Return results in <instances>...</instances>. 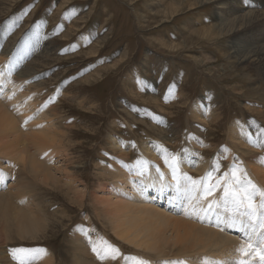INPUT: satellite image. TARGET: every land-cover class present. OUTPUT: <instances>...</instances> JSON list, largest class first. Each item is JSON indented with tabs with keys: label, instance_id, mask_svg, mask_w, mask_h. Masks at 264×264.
I'll return each instance as SVG.
<instances>
[{
	"label": "rangeland",
	"instance_id": "obj_1",
	"mask_svg": "<svg viewBox=\"0 0 264 264\" xmlns=\"http://www.w3.org/2000/svg\"><path fill=\"white\" fill-rule=\"evenodd\" d=\"M165 1L0 0V65L13 82H21L22 89L27 86L34 96L40 94L44 100L39 112L55 110L52 120L61 122L56 126L62 132L67 131L58 146L62 153L53 152L54 158L63 157L65 152L63 160H69L68 165L58 162L57 166L67 165L64 167L69 172L74 169L72 174L80 188H87V195L99 183L109 181L101 176L107 167H128L143 157V146L148 142L155 157L176 158L188 152L206 159L209 163L203 173L195 170L189 175L200 182L201 193L206 183L212 188L218 182V189L231 184L224 178L229 165L235 170L234 165H241L238 161L244 163L243 159L248 164L259 161L264 165L262 63L256 65L245 56L232 57L228 46L230 40L240 39L239 49L254 44L248 48L251 52L257 43L264 42L263 18L259 21L262 26L253 21L258 15L264 17L261 0H180L173 6L178 11L175 14L164 10ZM230 19L236 21L238 30L216 33L221 23ZM203 29H210L204 40L195 35ZM14 53L21 68L13 65ZM28 66L34 69L32 75L19 80L20 69L28 70ZM195 103L200 105L198 118L192 111ZM233 124L244 129L242 134H234L238 138L234 141L229 140ZM111 137L119 140L122 154L109 141ZM231 160L233 163H229ZM1 164L0 174L6 175L7 184L12 181L10 195L2 191L9 205L32 217L34 206L27 210L25 204L36 202L40 211L36 216L45 218L50 226L36 239L20 237L11 216L0 215V264H18L12 256L16 249H27L18 256L50 250L52 264H74L69 238L76 226H83L86 245L90 246L93 236L87 225L104 233L114 252L133 256V250L119 251L125 244L113 237L88 196L79 202L63 182L48 186L20 162L2 160ZM62 176L59 178L64 181ZM259 199L257 196L258 203ZM260 233L264 232L259 228L257 237L261 239ZM89 253L98 264H104L91 248ZM36 259H31V264H39Z\"/></svg>",
	"mask_w": 264,
	"mask_h": 264
},
{
	"label": "bare ground",
	"instance_id": "obj_2",
	"mask_svg": "<svg viewBox=\"0 0 264 264\" xmlns=\"http://www.w3.org/2000/svg\"><path fill=\"white\" fill-rule=\"evenodd\" d=\"M179 1L180 0H171L170 2L165 1L164 5H166V7H164V10L171 12L170 14L177 13V9L173 8V6L175 4L178 5L177 2ZM196 1L199 2L202 0ZM216 3L214 5H216ZM256 3L257 2H255V4ZM261 3L264 6V0H261ZM194 4L195 7L198 5L196 2ZM260 6L262 7V5ZM258 14L259 13H257V15ZM242 18L244 17L242 16ZM262 18L264 20L263 16L261 17L258 15L255 17L256 21H253L258 22L257 24H259V21H261ZM240 21H242L241 18ZM235 22L236 21L233 19H230L229 21L226 20V22L223 21L221 23V28H218L216 33L220 34L225 33V31L228 32L237 29L238 24L236 26ZM239 25L241 24L239 23ZM253 25L254 24H251V26ZM248 30L247 32L245 31L246 35H248ZM208 31H210V29H203L197 31V34L195 35H199V37H201L200 39L204 40L205 38H208ZM241 43L240 39L238 41L230 40L228 46H230L232 51V57L236 56L242 58L245 56L244 58L248 57L257 62L256 65L262 63L260 66L264 71V42L261 45H257V43L256 46L252 47L251 52H248V48L254 44L249 45L247 43L248 45H245V48L239 49ZM246 51L249 54H245ZM46 52L48 51L46 50ZM13 56L15 58V63L13 65H15L16 68H21L22 64L18 57L15 56V53ZM245 61L247 62V60ZM31 70L34 69L30 66H28V70L25 68L22 70L20 69V73L17 76L18 79L20 80L28 77L31 74ZM27 80L25 82H27ZM13 81L14 79L12 80L10 78L7 69L0 65V161L8 160L9 162H20L26 165L35 174L37 179L41 181H39L40 183L48 186L58 185L60 184L59 182H63L68 189L72 191V194L78 198L76 199L77 201L79 200V202H81L80 199L82 200V197L85 198L88 196L91 200L89 201L93 204L95 212L101 217L100 219L108 225L113 237H116L125 244L124 247L121 246L119 251L126 253L125 250L127 248L129 251L133 250L134 252L131 253L133 256L114 252V245H111L108 242L109 239L104 233H98L94 225H87L90 228V234L93 236L90 241V246H87L84 230L82 229L83 226H76L74 228V233L69 238L72 240L71 249L74 251V264H98L89 253V249H92L93 246H96L101 250V255H103L104 249L113 250L115 258H112L111 254L104 255L103 258H98L97 253L94 252L97 259L104 264H234V261L239 259L240 254L237 252V249L240 248L242 242L247 239L250 231L246 230L242 224L232 222L230 217H236L237 220L240 218L232 210L230 205L228 207H214L207 212L203 210L207 207L208 203H212L214 206L222 203L221 197L223 196V187L218 189L219 185L218 187L216 186L218 182L213 186L211 185L212 194L208 196L206 200L200 199L198 188L194 187L191 194L186 191L189 187H192L191 179H196L191 178L189 180L185 177L189 178L190 173L195 170L198 173H203L207 169L209 163L206 159H203V157H192L188 152L183 153L181 157H176L174 160L170 157H155L153 151L149 148L148 142L143 146V157H140L139 159L135 158L136 160L128 166L130 170L134 171L133 176H127V173L125 172L126 166L124 168H117V166L110 165V169L108 167L105 169L104 167L105 170L101 176L104 178L107 177L109 181L106 183H99L97 188H94L90 193L88 192L89 194L87 195V188H80L78 184L79 180L75 177L76 175L74 176L72 174L74 169L72 168L73 170L69 172L68 168L64 167L68 165L67 163L69 161L63 160L65 152L61 155L63 157L58 159L54 158V153L56 155L62 153V150L58 146H60L61 139L64 141V134L67 131L62 132L61 129L56 126H59V123L61 122L52 120L54 117V114L52 115V113L55 110L53 109V111H51L52 109H50V113L47 112L45 108V111L43 110V112H39L38 107H40L41 100H44L41 99L40 94L34 96L32 92H29L31 89L27 88V86H24L22 89L20 86L21 82ZM199 108L200 105L197 103L192 107L195 118L199 117L196 114L199 112ZM209 112L207 113L209 114ZM56 118L57 117H55V120ZM237 127L239 129H237ZM242 131H244V129L241 125H231L229 140L230 138L233 141L238 139L234 134H242ZM248 135L249 134L247 133V136ZM109 141L114 144L113 146L115 148L118 147L119 150V140L111 137ZM233 141L231 143H234ZM235 143L233 145H235ZM51 145H53V147H49ZM238 149L240 148H237V150ZM67 157L68 156H66V158ZM61 159L63 161H61ZM58 162H65L64 164L67 165L60 164L57 166ZM231 162L233 163V160L229 163ZM243 162L244 163L238 161L242 167L241 165H234L235 169H242L244 172L237 171L236 175L238 177H243L246 172L247 179H251V182L254 180L256 185L258 184V189L261 188L264 190V165L258 163L259 161H253V164L251 162L248 164V161L245 163L243 159ZM173 165L175 167H173ZM250 166L253 170L250 169ZM1 167L2 164L0 165V168ZM129 169L127 168V170ZM232 171L233 168L229 165L228 170L224 175V178L226 176L230 182H232ZM0 172H3V170H0ZM62 175L65 176L64 181H61V178H59ZM150 175H155V178L152 179ZM3 176L6 175L3 173L0 174V207L2 208L0 215L4 216L6 213L8 217L11 216L14 222L13 225L16 226L17 233L20 237L26 236L31 239L38 238L39 235L47 231L46 227L50 225L44 220L45 218L36 216L40 212L37 210L38 207H36V202L35 205L33 202L25 204L27 210L34 206L33 209L36 212L33 213L32 217L27 216L28 213L21 212L19 209L9 205V201L6 199L2 191L4 192L7 190V195H10L11 191H9V189L12 186V181L7 184V181H5L6 178ZM208 179L211 181V178H207V180ZM202 182H204L203 179ZM206 185L208 184L206 183ZM177 188L180 189V194L177 193ZM216 191L217 193L219 192V194H215ZM66 192L67 189L65 193ZM76 199H74V201ZM1 201H4L5 204L2 205ZM75 203L77 202L75 201ZM75 203L74 205H76ZM86 222L90 223V220L86 218ZM257 225L259 227V224L256 223L255 226ZM0 233H2V227L0 228ZM251 234L254 240L256 234ZM0 235L2 238V234ZM257 243H259V241ZM28 257L31 259L37 257L36 260H38L37 262L39 264H52V262H54L52 261L53 257L50 250H47L46 252H29ZM246 260L249 264H260L255 256L249 257ZM2 261L5 260L2 259ZM5 262H7V260Z\"/></svg>",
	"mask_w": 264,
	"mask_h": 264
},
{
	"label": "snow or ice",
	"instance_id": "obj_3",
	"mask_svg": "<svg viewBox=\"0 0 264 264\" xmlns=\"http://www.w3.org/2000/svg\"><path fill=\"white\" fill-rule=\"evenodd\" d=\"M173 160L175 157L172 158ZM173 167H175L173 165ZM237 171H242V169H235L232 171V182L231 184H225L223 187V196L221 197V204L213 205L208 203L207 207L203 210L205 212L213 209L214 207H232V210L240 218L230 217L233 223L242 224L246 230L250 231L247 239L242 242L240 248L237 252L241 256H248L249 254L254 255L260 262L264 264V233L261 234V239L257 244L252 237L251 233H255V225L259 221L260 229L264 230V192H260L255 185L247 179L246 174L243 177H238L236 175ZM175 178V177H174ZM186 179H190L185 177ZM200 185L199 181L191 180V186L186 191L191 194L193 188H198ZM177 193L180 194V189L177 188ZM212 194V188L205 185L204 191L200 196L201 200H206L208 196ZM259 196V203L256 202V197ZM93 252L97 253L98 258H103L104 255H112L115 258L113 250L104 249L103 255H101V250L96 246L92 248ZM25 249L13 250L12 256L14 260L18 261V264H31V259L27 255H17V253H25ZM234 264H249L245 259H237Z\"/></svg>",
	"mask_w": 264,
	"mask_h": 264
}]
</instances>
